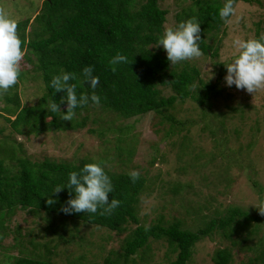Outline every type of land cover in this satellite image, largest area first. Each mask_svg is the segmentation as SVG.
<instances>
[{
	"label": "trees",
	"instance_id": "obj_1",
	"mask_svg": "<svg viewBox=\"0 0 264 264\" xmlns=\"http://www.w3.org/2000/svg\"><path fill=\"white\" fill-rule=\"evenodd\" d=\"M158 1L43 0L33 18L27 17L18 21L17 33L26 53L24 59L34 65L33 69L44 91L40 102L31 107H22L17 96L10 98L4 95V102L10 106L6 108L8 114L4 119L12 132L17 135L37 136L46 132L82 129L86 118L80 122L68 123L60 118L61 112L67 109L66 101L62 102L66 93L55 92L50 81L62 72L73 73L76 79L70 83L77 85V95H91L93 90L82 82V69L87 66H92L93 75L100 79L95 94L101 97V103L96 106L89 101L87 105L77 108L76 114L91 107L111 112L117 119L122 120L154 113L172 126L177 121L169 109L174 110L177 105H182L187 100L203 106L215 97L223 77L224 68L221 64L214 62V67H220L216 82L205 83L200 78L199 69L186 61L171 65L166 54L156 45L163 33L167 15L159 7ZM191 1L192 5L176 15L178 23L196 18L200 22L199 45L202 53L211 60L216 59L218 43L221 41L217 38L218 32L225 24L219 17V9L225 0ZM237 2L247 0H234V4ZM117 54L125 55L128 58L127 63L112 65L109 61ZM27 76L28 73L21 72L19 80L23 81ZM160 87H169L173 94L163 97ZM16 88L17 85L12 89ZM52 102L58 104L60 111L49 110ZM90 132L94 134L96 131ZM105 132L117 133L113 146L116 161L121 164L130 159L134 147L132 138L128 137L129 127L108 126L98 134L100 136ZM4 152L6 160H15V150L10 148ZM5 159L0 158V250H10L4 249L1 241L9 237L7 223L18 210L33 215L44 213L47 225L40 231L43 238L48 239L42 245L45 253L36 254L38 244L35 245L29 240L31 250L25 253L22 249L19 251L20 256L7 257L9 264H57L51 256L55 251L54 245H51L53 237L49 238L48 233L57 234V231H63L66 220L102 227L117 234L124 233L127 230L126 225H135L123 243L122 253H117L115 260L105 259L104 264H135L131 258L137 255L141 264H146L151 260L148 249L152 241H163L170 253H176L175 260L168 264H188L195 245L203 238L218 234L227 239L232 248L238 247V250L252 255L247 264H264V218L251 217L245 210L227 209L224 215H214L215 217L195 230L184 228L179 219L168 223L162 216L149 226H142L136 214V206L145 187V179L140 175L136 182H132L128 173H115L105 168L114 188L109 194V200H120V206L110 214L101 215L102 210L91 215L65 214L61 209L67 206V201L71 198L69 190L65 188L58 193H51L54 188L66 185L68 174L79 170L84 164H104L107 159H87L78 165L49 160L37 163L19 159L14 172L12 167L5 166ZM180 188L177 185V188H173L174 192ZM49 198L54 200L51 205L47 203ZM189 208L185 210L196 214L202 208L206 209V206L203 204V207L197 205ZM14 233L17 236L15 240L23 248L20 229L16 228ZM260 233L262 238L258 237ZM60 234L59 240L62 236ZM27 236H31L28 230ZM256 238L258 240L255 242ZM13 249L16 246H12L11 250ZM232 252L231 248L216 250L212 257L213 264H230Z\"/></svg>",
	"mask_w": 264,
	"mask_h": 264
},
{
	"label": "rangeland",
	"instance_id": "obj_2",
	"mask_svg": "<svg viewBox=\"0 0 264 264\" xmlns=\"http://www.w3.org/2000/svg\"><path fill=\"white\" fill-rule=\"evenodd\" d=\"M42 1L0 0V7L11 18L22 21L27 17L33 18ZM158 5L167 12L164 32L178 24L176 15L192 5V1L159 0ZM234 9L235 14L229 22L219 29L217 38L221 41L217 58L211 60L202 55L186 61L199 69L200 78L210 84L219 78L220 67H214V62L222 65L224 71L218 94L203 106L187 100L176 109H169L177 121L172 126L154 113L122 120L111 112L91 107L75 114L72 119L80 122L86 118L82 129L46 132L37 136L17 135L4 119L8 114L6 108H10L4 102V95L10 98L17 96L22 107H31L40 102L44 91L34 65L23 58L21 72L28 73V76L23 81L18 80L16 89L0 96V158L5 159V149L15 150V160L5 159V166L12 167L14 172L19 159L76 165L87 159H107L104 165L111 172L129 174L137 170L145 179V187L139 195L136 214L140 225L146 227L162 216L168 223L179 219L184 228L195 230L214 215L222 216L232 208L245 210L251 217L264 218L259 211L264 210V88L250 94L234 85L228 87L224 81V63L238 54L233 41L264 37V0L237 2ZM159 48L166 54L162 46ZM160 89L165 98L173 94L169 87ZM108 126H128L130 129L128 137L133 141V154L121 164L116 161L113 150L117 133L98 134ZM90 130L96 132L92 134ZM177 185L181 188L174 192ZM203 204L206 209L202 208L196 214L185 210L197 205L203 207ZM66 222L63 231L48 233L49 238L53 237L51 245L55 251L51 256L57 264H104L107 258L115 260L117 253H122L125 239L135 228V225H126L127 230L117 234L94 225ZM7 225L10 234L1 244L10 250H0V264H9L7 257L20 256L22 249L25 253L30 251L29 240L38 244L36 254L46 252L42 245L48 239L43 238L40 231L47 225L44 213L33 215L18 210ZM16 228L20 229L23 248L16 241ZM27 230L29 237H26ZM58 232L62 235L60 240ZM262 236L260 233L258 237ZM254 240L256 242L258 238ZM12 246L16 249L11 250ZM149 246L151 260L146 264H168L175 260L176 253H170L165 242L152 241ZM226 248L233 250L230 264H247L252 256L247 251L238 250V247L232 248L228 240L218 234L199 241L188 264H213L215 251ZM131 259L135 264H141L138 255Z\"/></svg>",
	"mask_w": 264,
	"mask_h": 264
},
{
	"label": "clouds",
	"instance_id": "obj_3",
	"mask_svg": "<svg viewBox=\"0 0 264 264\" xmlns=\"http://www.w3.org/2000/svg\"><path fill=\"white\" fill-rule=\"evenodd\" d=\"M235 14L234 0H225L219 9V17L225 23ZM240 18H237L239 20ZM18 21L11 18L9 13L0 7V96L8 93L15 85L21 75L20 64L25 56L22 48V41L17 33ZM201 28L200 22L196 18L179 22L174 27H168L158 38L156 45L162 46L166 52L167 60L171 65H176L183 61L199 58L203 55L199 42ZM238 54L234 55L229 62L224 63L226 75L225 85L235 86L250 94L256 93L264 88V37L253 39H236L233 41ZM127 57L117 54L109 61L112 65L127 63ZM92 66L82 69V82L93 90L92 94L77 95V85L70 83L76 79L70 72H62L54 76L50 81V86L55 92L66 93L62 97V102L66 101L67 109L61 112L63 120L72 121L76 114V109L83 107L91 101L93 105L99 106L101 97L95 94V89L100 83L98 76L93 75ZM51 112L60 111L56 102L49 104ZM139 172L132 170L129 178L132 182L139 179ZM68 189L71 198L67 201V206L61 211L65 214L87 213L110 214L121 204L115 198L109 200V194L113 192L111 178L105 171V165L101 162L86 163L77 171L68 174L67 184L58 185L51 193H58L62 189ZM49 205L54 200H47ZM264 214V210H259Z\"/></svg>",
	"mask_w": 264,
	"mask_h": 264
}]
</instances>
